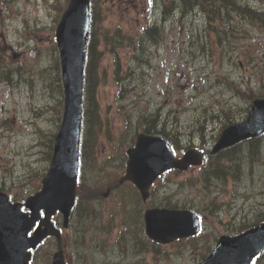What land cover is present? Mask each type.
<instances>
[{"label": "rangeland", "instance_id": "rangeland-1", "mask_svg": "<svg viewBox=\"0 0 264 264\" xmlns=\"http://www.w3.org/2000/svg\"><path fill=\"white\" fill-rule=\"evenodd\" d=\"M13 1L15 3H11ZM34 1L35 3L25 4L19 0H0V55L3 63V65L0 63V152L8 156L14 164L17 163L21 177H25L21 174H30L32 167H44L45 161L28 166L26 159L14 160L12 157L32 154V158L43 159L45 148L37 146L39 141L37 131L39 129L41 133L49 132L57 127L59 116L56 109L60 106L61 98V92L59 96L58 89L55 88L53 91L49 86H54L55 76L54 68L47 64L54 63L56 56L49 29H44L47 36L35 30L36 45L30 47L34 42H29L30 46L19 47L35 26H41V17L46 18L51 15L50 13H54L42 0ZM147 6L145 2V7ZM143 8L142 2L128 10L126 5H122L121 10L112 12L115 16L112 21L101 24L99 32L105 35L108 41H114L118 35L125 36L124 34L141 31L143 26L148 24ZM133 17L138 18L141 24H137ZM157 17L158 13L154 12L149 19ZM49 23L52 24V19H49ZM116 23L121 24L124 32L113 30L112 26ZM196 25L198 23L194 24ZM190 28V19H187L182 27L179 26V22L167 21L157 49L151 48L148 40H143L137 49H123V43L116 48V57L120 63L116 65L114 71L115 64L111 55L107 52L104 54L101 69H105L107 74L101 71L100 75L101 78H108L97 90L101 129L98 134L93 135L97 166L102 169L92 170L85 166H92L90 160L86 158L81 160L83 163L81 179L83 178L85 183L91 184L95 178L105 184L113 174L124 172L125 150L133 144L135 133H139L143 127L142 115H150L151 121L158 127L167 126V133L173 137L182 135L186 138L191 134L192 126L200 127L208 123L209 114L202 110L204 107L210 108L214 103L211 98L219 88L214 79L216 75H222V72L218 67L217 55L206 58L203 55L205 50L198 48L191 38ZM262 35L259 33V36H256L252 33L248 37L239 36L238 48L234 50L235 53H239V59L247 61L248 70L244 71L246 67L242 65L240 68H233L232 73L238 76L239 81L248 74V79L256 92L262 90L261 82L264 81ZM256 37L259 38V42L253 41ZM237 42H234L235 45ZM192 45L198 49L194 51ZM101 48L104 49L103 41ZM133 52H136L134 58ZM14 54H17V57H14ZM223 62L231 64L232 56L226 53ZM19 65H22L21 77L13 74V69ZM7 69H10L11 74L9 81L4 80L6 75L5 72L2 73ZM129 69L134 70L131 84L135 88L127 86L129 93L121 98L117 93L116 78L123 79L126 70ZM244 81L247 82L246 77ZM220 96L244 105V101L232 97L230 91H225ZM157 112L161 114L159 120ZM86 115L90 122L94 121V115L90 110ZM174 125L178 127L173 128ZM211 126H215L216 131L211 129L209 131L208 127ZM220 128L221 125L217 122H210L207 125L204 134L206 148L211 147ZM82 133L85 135V128ZM194 138L195 142L199 143L200 139L196 136ZM248 158L249 156L246 160ZM244 161L239 157L231 163L236 169L238 164L244 165ZM259 161L260 158L256 157L255 165L246 163L247 168L240 179L221 182L213 178L211 179L213 184L210 186L197 180L201 171L199 167L179 172L169 171L156 180L151 189V200L148 205H165L169 200L171 205L176 204L178 208H189L197 212L202 217V227L211 228L208 232L211 235L210 239L216 234L212 228L244 229L264 215V166ZM30 191L27 188L26 195ZM213 196H216L217 211L208 213L206 210L214 208L211 204ZM109 202L103 201L102 208L106 209ZM78 234L77 231L75 236ZM49 245L46 244L43 249L47 250ZM186 246V243L180 242L175 246L166 247V255L169 257L161 264H191L192 252L185 249ZM205 250L207 248L200 244V254ZM42 258L43 254L36 259V264H42Z\"/></svg>", "mask_w": 264, "mask_h": 264}, {"label": "water", "instance_id": "water-1", "mask_svg": "<svg viewBox=\"0 0 264 264\" xmlns=\"http://www.w3.org/2000/svg\"><path fill=\"white\" fill-rule=\"evenodd\" d=\"M77 34L76 38L70 45V48L80 58L84 55L85 41H86V27L75 28ZM71 87L69 89L70 96L75 100L79 97V84L80 79H71ZM67 85L70 83L67 81ZM260 103L256 107H260ZM260 123L253 125L251 116L244 122L237 123L229 126L214 146V150L220 149L223 146L234 143L242 138L256 135L263 122L260 118ZM189 155H185V159L175 161L166 147V144L158 138H150L144 135L139 136L138 143L133 151L130 153L129 161V174L132 179L137 182L142 190H145L149 182L154 176L162 169L168 166H176L185 168L188 163H197L199 160L196 158L191 161ZM183 227L181 223L185 221ZM164 227L171 229L174 236L193 233L196 229L193 216L186 211H169L165 216ZM220 238V245L214 251L213 257L223 260L226 264H238L239 261L246 260L252 254L259 251L264 245V226L260 230L255 228L247 233H243L236 237ZM222 239V240H221Z\"/></svg>", "mask_w": 264, "mask_h": 264}, {"label": "trees", "instance_id": "trees-1", "mask_svg": "<svg viewBox=\"0 0 264 264\" xmlns=\"http://www.w3.org/2000/svg\"><path fill=\"white\" fill-rule=\"evenodd\" d=\"M238 7H236V9H238ZM241 12L243 11V16H244V19H247L248 21L250 22H258L259 24L263 25L264 24V19H261L260 20L256 17V12L255 11H252L249 7H248V4H244L243 5V8H240ZM92 46H89L88 50L91 49ZM94 65V64H93ZM88 71L90 73H94V67L92 66L90 68V64H88Z\"/></svg>", "mask_w": 264, "mask_h": 264}, {"label": "flooded vegetation", "instance_id": "flooded-vegetation-1", "mask_svg": "<svg viewBox=\"0 0 264 264\" xmlns=\"http://www.w3.org/2000/svg\"><path fill=\"white\" fill-rule=\"evenodd\" d=\"M105 250V247L104 246H101V248H96L94 251H93V255H94V261L92 262V264H102L101 263V258L103 257V255L105 254L106 251ZM98 256L100 258H98Z\"/></svg>", "mask_w": 264, "mask_h": 264}, {"label": "bare ground", "instance_id": "bare-ground-1", "mask_svg": "<svg viewBox=\"0 0 264 264\" xmlns=\"http://www.w3.org/2000/svg\"><path fill=\"white\" fill-rule=\"evenodd\" d=\"M158 28H159V24L152 23L151 26H150V31H151V32H155V31L158 30ZM101 246H102V245L97 246L96 248H98V247L101 248ZM96 248H94V250H95ZM94 250H93V251H94ZM104 251H106V248H105Z\"/></svg>", "mask_w": 264, "mask_h": 264}, {"label": "snow or ice", "instance_id": "snow-or-ice-1", "mask_svg": "<svg viewBox=\"0 0 264 264\" xmlns=\"http://www.w3.org/2000/svg\"><path fill=\"white\" fill-rule=\"evenodd\" d=\"M149 3H151V0H149Z\"/></svg>", "mask_w": 264, "mask_h": 264}]
</instances>
